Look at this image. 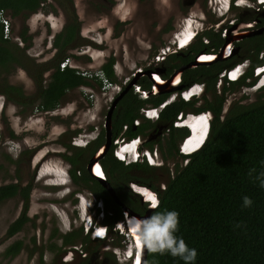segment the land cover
<instances>
[{"label":"flooded vegetation","instance_id":"obj_1","mask_svg":"<svg viewBox=\"0 0 264 264\" xmlns=\"http://www.w3.org/2000/svg\"><path fill=\"white\" fill-rule=\"evenodd\" d=\"M190 2L197 5L198 13L178 18L172 41H167L170 44L152 48L147 61L123 80L113 82L102 125L95 134L65 127L54 139L61 150L47 149L43 153L42 147L27 151L19 143L13 159L18 170L14 171V180L0 185L15 187L0 198V203L7 206L0 238V245H4L2 259L13 261L19 257L22 264H136L139 242L125 226L124 218H144L149 205L158 202L176 166H182L205 141L215 120L214 109H218L221 121L234 111L264 100V0H182L185 5ZM5 12L12 16L9 9ZM69 24L65 23L62 34L54 35L58 43L66 37L65 27ZM75 27L74 37L78 33ZM12 37L10 32L8 39ZM74 37L63 46L62 53L72 46ZM194 60L196 64L188 65ZM171 77V85L175 82L177 87L157 91L153 81L165 82ZM249 93H254L251 101L247 100ZM169 107L176 109L174 114L170 110L164 114ZM201 118L207 122L204 141L199 147L196 144L182 149L192 134L191 127L183 123ZM182 129L187 131L183 136L179 133ZM108 131V149L98 159L105 187L90 176L87 163L105 142ZM88 146L91 148L78 152ZM107 156L121 161L124 172L113 167ZM50 158L60 162L57 168L64 175L58 174L63 180L57 182L63 184L51 182V175L56 173H48L50 170L41 174L42 163ZM85 171L86 178L82 173ZM43 181L48 187L65 188L66 195L73 192L75 198L82 199L79 203H84L83 209L75 207L82 213L78 223L67 216V223L62 224L46 215L47 211L31 208L36 199H45L46 203L55 199L57 192L52 189L46 192L52 194L48 197L33 193Z\"/></svg>","mask_w":264,"mask_h":264},{"label":"rangeland","instance_id":"obj_2","mask_svg":"<svg viewBox=\"0 0 264 264\" xmlns=\"http://www.w3.org/2000/svg\"><path fill=\"white\" fill-rule=\"evenodd\" d=\"M197 8L195 3L185 5L182 0H44L33 12H22L15 17L8 14L13 36L10 42L18 45L22 61L28 63V71L15 66L17 64L7 69L0 68V81L5 79L20 86L23 95L28 98V104L21 106L0 95V185L14 180V171L16 173L18 170H15L17 162L13 159L20 142L27 151L38 147H42L41 153L47 149L61 150L62 147L54 139L65 127L91 135L102 125L109 101L94 86L92 90L96 96L93 99L81 94L80 86H76L65 92L52 111L46 113L35 109L39 102L37 72L51 63L56 54L63 52V47L60 49L54 45V35L63 33L66 22H74L78 29L72 46L66 52L72 65L81 69H98L113 57L115 83L147 61L152 48L154 50L170 44L167 41H172L170 36L178 18L198 13ZM22 30H25L28 38L23 42L19 38ZM27 42L29 46L22 49ZM49 73L47 70L41 74L43 85ZM253 94H248V101L254 98ZM11 131L15 138L9 136ZM60 165L57 158H50L42 163L41 174L50 170L56 173L51 175V182L63 184L57 182L61 178L58 174L64 175L62 169L57 168ZM68 188L71 189L70 186ZM49 189L57 192L54 201L46 203L45 199H36L31 208L47 211L46 215L55 217L62 224L67 223V216L70 221L78 223L82 213L75 207L78 205L83 209L84 203H79L82 199L75 198L73 192L66 195L65 188L48 187L44 181L34 188L33 193L41 197L52 196L46 193ZM78 193L86 192L79 190ZM6 210L7 206L0 203V238L5 228L2 218L7 214ZM3 248L4 245H0V264H22L19 257L13 261L2 259Z\"/></svg>","mask_w":264,"mask_h":264},{"label":"trees","instance_id":"obj_3","mask_svg":"<svg viewBox=\"0 0 264 264\" xmlns=\"http://www.w3.org/2000/svg\"><path fill=\"white\" fill-rule=\"evenodd\" d=\"M42 1L0 0V9L7 8L12 16H16L22 12L35 11ZM65 28L64 40L60 43L57 40L59 38L54 40V45L60 49L72 41L75 34L74 23ZM19 36L22 42L28 40L25 30ZM28 46L29 42L22 49ZM64 56L66 53L60 52L51 63H47L43 69L39 68L37 73L50 70V74L44 85L42 77L36 80L39 95L36 109H53L67 90L89 84L74 69L58 68ZM21 57L18 45L3 37L0 23V68L7 69L17 64L15 66L27 70L28 63H24ZM112 63L113 58H110L101 68L114 81ZM0 94L15 104H28L21 87L9 84L5 79L0 81ZM121 103L124 104L123 101ZM175 111L173 108L170 113L174 114ZM214 113L215 120L205 141L187 156L182 166H176L173 177L166 183L150 216L165 210L178 213L175 234L182 237L188 247L196 249L193 264H264V188L259 186L257 178L260 173H264V100L234 111L221 121L217 115L218 109H214ZM179 133L183 136L187 131L182 129ZM9 136L15 138L13 131ZM172 147L175 148V145ZM89 148L91 146L78 152H85ZM109 161L113 167H120L119 172H124L121 161L113 157H109ZM82 173L85 178L88 176L86 171ZM14 189V186L0 187V198L5 191ZM245 195L252 200L249 207L242 206V197ZM144 264L184 262L167 252L161 255L146 249Z\"/></svg>","mask_w":264,"mask_h":264},{"label":"clouds","instance_id":"obj_4","mask_svg":"<svg viewBox=\"0 0 264 264\" xmlns=\"http://www.w3.org/2000/svg\"><path fill=\"white\" fill-rule=\"evenodd\" d=\"M0 10H3L5 12L4 8ZM5 15L8 17V14L5 13ZM10 32H11V27L9 30V34ZM8 38H5V39H8ZM65 58H69V64L66 65L64 68L66 67L72 68L75 70L76 74L80 75L78 72L83 69L79 68L78 66H73L72 62H70L69 56L66 55L64 56L63 59ZM63 59H61L59 63ZM59 63H58V68L60 69ZM86 70H92V71L101 70L104 73V75L107 77V79L111 82L110 87L113 86V81L110 80V78L105 74L102 68L86 69ZM80 76L89 81V84L78 85L80 86L79 91L81 92V94H83L82 86L89 87L91 89H92V86H94L95 88L99 90V92H101L100 91L101 90L100 89V86H101L100 79L96 77L87 78L82 75ZM110 87L107 89L106 93L103 94L104 95L103 98H105V100L110 95ZM92 91L95 97L96 93L94 92V90ZM45 112L47 113L49 112V110H45ZM206 133L207 132H205V136H206ZM8 141H11V139H9ZM203 141L204 140H202L197 146L199 147ZM257 178L259 179V186L261 188H264V173H260ZM251 204H252V200L250 197L246 195L242 197L243 207H249L251 206ZM123 222L128 229H130L133 233H135L139 244L143 246L144 248H146L148 251L153 252V253H159L161 255L167 252V254H169L172 257H178L180 260L184 262V264H193V262L195 261L196 255H197L196 249L188 247V245L184 242L183 238L178 237L175 234L177 231V224H178V213L175 210H165L162 212H155L151 216L144 217V218L128 216L124 218Z\"/></svg>","mask_w":264,"mask_h":264},{"label":"water","instance_id":"obj_5","mask_svg":"<svg viewBox=\"0 0 264 264\" xmlns=\"http://www.w3.org/2000/svg\"><path fill=\"white\" fill-rule=\"evenodd\" d=\"M217 58H220L219 55H217ZM196 60L188 63V65H194L196 64ZM180 71V69L177 70V74ZM153 81V80H152ZM173 81V77H171L170 79L166 80L165 82H156L155 80L153 81L154 86L158 88L157 91L162 92V91H169L173 88H176L177 86L175 85V82L173 85H171V82ZM133 82V80L121 91V93L118 95V97H116V99L113 100L111 107L115 106L116 100L118 98H120V96L123 94V92L126 91V89L130 86V84ZM110 109V108H109ZM112 109V108H111ZM108 122V120L106 119V123ZM109 131L106 133V140L105 142L94 152V154L91 156V158L89 159V162L87 163V170L88 173L90 174V176L95 177V179L98 180V182H100L102 185H104L105 187H107V184L105 183L103 177H102V173H101V168L100 165L98 163V159L101 158L104 153L107 151L108 149V145H109ZM98 168V171H96ZM109 189V188H108ZM110 193L112 194V191L110 190ZM157 201L155 200L154 202H152L151 205H149L148 209L146 210L145 214L143 217H148L150 212L154 209V207L156 206ZM138 258H137V262L136 264H144L145 262V257H146V248H144L143 246H141L139 244L138 247Z\"/></svg>","mask_w":264,"mask_h":264},{"label":"built area","instance_id":"obj_6","mask_svg":"<svg viewBox=\"0 0 264 264\" xmlns=\"http://www.w3.org/2000/svg\"><path fill=\"white\" fill-rule=\"evenodd\" d=\"M0 23L3 26V33H4L3 37L8 38L9 30H10L9 18L5 15V12L3 10H0ZM68 64H69V58H65L59 63V67L60 69H63ZM78 73L87 78L96 77L100 79L101 80V86H100L101 90L100 91L102 94H105L107 89L111 86V82L107 79V77L104 75V73L101 70L92 71V70L83 69L79 71ZM82 90L85 96H87L90 99L94 98V93L91 88L82 86Z\"/></svg>","mask_w":264,"mask_h":264},{"label":"bare ground","instance_id":"obj_7","mask_svg":"<svg viewBox=\"0 0 264 264\" xmlns=\"http://www.w3.org/2000/svg\"><path fill=\"white\" fill-rule=\"evenodd\" d=\"M183 34H184V36L182 35L183 38L186 39L187 38V36H186L187 33H185V31H184ZM183 124H187V125H189L191 127L190 128V132H191V129H192V134L190 135V137H188L186 139V141L184 142V145L182 146V149L192 148V147L196 146V144L198 145L205 138L204 136H205L206 125H207V122H206L205 119L201 118V119L196 120V121L187 120ZM199 124L202 125V126L199 127ZM199 133H200V135H199ZM194 136H199V138L194 139ZM96 169H97L96 171H98V168H96ZM51 173H53V172H51ZM60 180H63V179H60Z\"/></svg>","mask_w":264,"mask_h":264}]
</instances>
